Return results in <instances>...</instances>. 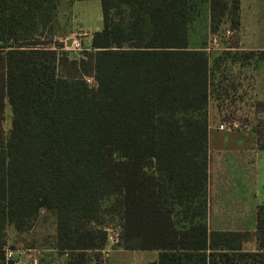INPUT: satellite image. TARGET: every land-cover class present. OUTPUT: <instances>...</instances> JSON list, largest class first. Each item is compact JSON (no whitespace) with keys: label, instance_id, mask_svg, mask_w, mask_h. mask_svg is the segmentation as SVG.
I'll use <instances>...</instances> for the list:
<instances>
[{"label":"trees","instance_id":"trees-1","mask_svg":"<svg viewBox=\"0 0 264 264\" xmlns=\"http://www.w3.org/2000/svg\"><path fill=\"white\" fill-rule=\"evenodd\" d=\"M61 1L0 0V264H15L6 250L43 213L54 217L46 239L65 264H100L108 196L120 220L116 246L158 251L150 264H264V204L255 251H209L207 222L211 90L218 99L236 89L232 75L214 79L222 64L256 65L264 50L192 48L194 0H100L104 28L71 57L55 41ZM240 6L209 0L210 33L238 31ZM254 106L264 151V101Z\"/></svg>","mask_w":264,"mask_h":264},{"label":"crops","instance_id":"crops-1","mask_svg":"<svg viewBox=\"0 0 264 264\" xmlns=\"http://www.w3.org/2000/svg\"><path fill=\"white\" fill-rule=\"evenodd\" d=\"M194 1L207 7L210 32L209 0ZM99 7L102 11L100 0L61 1L58 20H65L68 25L66 39L78 35L80 40L89 42L90 49L94 33L104 28L103 13L97 17L94 12ZM240 20V29L234 32L238 37V45L228 50L263 51L264 0H241ZM243 69L255 99L264 101V60L257 62L253 67ZM209 111L208 249L255 251L257 208L258 205L264 204V151L259 150L256 135L252 130H221L220 115L214 107ZM36 251L39 256L40 250ZM133 252L136 251L114 246L110 250L108 264H124L128 259H133L130 254ZM158 257L159 252L157 257L149 259L146 264L157 261ZM26 260L23 259L27 263Z\"/></svg>","mask_w":264,"mask_h":264},{"label":"rangeland","instance_id":"rangeland-1","mask_svg":"<svg viewBox=\"0 0 264 264\" xmlns=\"http://www.w3.org/2000/svg\"><path fill=\"white\" fill-rule=\"evenodd\" d=\"M97 17H100L102 11L100 7L94 10ZM113 18L115 20L119 19V15L116 14L115 10L112 11ZM229 26H222L221 29L224 31L227 30ZM68 25L65 24V20L61 21L58 20L56 27H55V41L63 45V49L69 52L71 57H78L80 54L84 53L85 51L89 50V42L87 40H80L79 36L77 35L75 39L80 44V47L77 50L68 49L65 47L63 40L67 37V29ZM225 28V29H224ZM189 38H190V46L194 47H203L206 48L209 46L210 41V32L208 28V9L207 7L201 2H194L192 11L190 13V22H189ZM221 36L220 39V50L212 51V52H225L228 46L229 48H234L238 45V37L237 34H233L230 37L222 35V31L219 34ZM49 32L46 33L44 37L41 39L43 41H47L49 38ZM72 38V37H71ZM74 38V37H73ZM70 39V38H69ZM259 45H263L259 43ZM45 46L53 47V43L45 44ZM225 50V51H224ZM231 52H242L237 50H231ZM215 57L211 60H214ZM254 60V58L252 59ZM245 63L248 64V67H253L255 62H251L248 58H241V61H236L231 63L229 61L228 65H221V68L217 72V76L214 79V83H218L221 81L222 73H227L228 77L230 75L229 80L230 83L235 84L236 89L229 90L228 94L225 95L222 91L219 92V97L217 99L216 93L214 92V87H212V94L209 102L208 113H210V108L214 107V109L220 115L222 122L227 120H237L243 127V129L252 130L253 125L255 123L256 115L255 113V96L254 92L250 90V81L244 78V75H238L239 71H241L240 64ZM250 64V65H249ZM224 67L226 70H224ZM246 67V68H248ZM243 74V73H242ZM235 81H234V80ZM88 82L91 85H94L95 81L93 79H89ZM239 82H242L243 85L239 86ZM234 84L232 87H234ZM5 128L8 130L10 128V119H11V109L7 105L5 109ZM227 119V120H226ZM221 122V123H222ZM114 196L106 197L102 200V214L100 215L99 219V226L102 228H116L120 226L119 216L117 212L113 208V204L115 202ZM55 235V222L54 217L51 214L43 213L40 215L38 221L36 222L35 227L26 234L21 235L20 241L19 238L13 239L12 244L15 249H36L40 250L39 252V263L38 264H65L67 256L63 252H58L53 250L51 247L52 243H49L52 240L53 236ZM49 242L47 241V239ZM46 239V240H45ZM53 241V240H52ZM46 244V245H45ZM51 244V245H50ZM48 246V248H46ZM113 247L111 245L108 246V249L111 250ZM115 249V248H114ZM42 251V252H41ZM38 254V253H37ZM133 256V259H128L127 262L124 264H146L149 259L155 258L158 256V252L156 251H136L130 253ZM111 258V257H110ZM27 264H29L28 259L26 260ZM110 263V259L108 261ZM96 264V263H95Z\"/></svg>","mask_w":264,"mask_h":264},{"label":"built area","instance_id":"built-area-1","mask_svg":"<svg viewBox=\"0 0 264 264\" xmlns=\"http://www.w3.org/2000/svg\"><path fill=\"white\" fill-rule=\"evenodd\" d=\"M220 33H210V41H209V46L204 48V50L210 54L212 51L220 50V39L221 36L219 35ZM234 34L233 30L227 29L225 30L222 35L230 37L231 35ZM71 43L69 44V42ZM63 43L66 48L68 49H73L77 50L80 47V44L77 42L75 38H70V39H64ZM229 47L227 48V50ZM219 128L221 130H225L228 132H233L236 130H242L243 127L242 125L237 121V120H227L223 121ZM107 235H108V241H107V246L101 250L102 254V261L100 264H108V258L110 254V250L108 249V246L111 245L112 247L116 246L120 242V227L116 228H107ZM6 256L8 260L14 261L15 264H27L26 262L23 261L24 258L28 259L29 264H38L39 259H38V254L37 251L34 249H7L6 250Z\"/></svg>","mask_w":264,"mask_h":264},{"label":"water","instance_id":"water-1","mask_svg":"<svg viewBox=\"0 0 264 264\" xmlns=\"http://www.w3.org/2000/svg\"><path fill=\"white\" fill-rule=\"evenodd\" d=\"M71 43V41L69 42V44Z\"/></svg>","mask_w":264,"mask_h":264}]
</instances>
